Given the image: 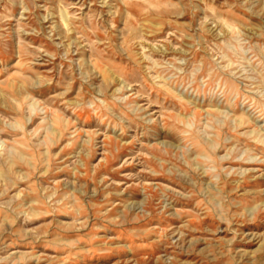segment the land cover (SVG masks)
Returning <instances> with one entry per match:
<instances>
[{
    "label": "rangeland",
    "instance_id": "obj_1",
    "mask_svg": "<svg viewBox=\"0 0 264 264\" xmlns=\"http://www.w3.org/2000/svg\"><path fill=\"white\" fill-rule=\"evenodd\" d=\"M0 264H264V0H0Z\"/></svg>",
    "mask_w": 264,
    "mask_h": 264
}]
</instances>
